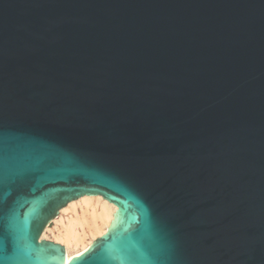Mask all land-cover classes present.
<instances>
[{"label": "water", "instance_id": "95a60500", "mask_svg": "<svg viewBox=\"0 0 264 264\" xmlns=\"http://www.w3.org/2000/svg\"><path fill=\"white\" fill-rule=\"evenodd\" d=\"M115 207L65 262L41 239ZM4 264H264V0H0Z\"/></svg>", "mask_w": 264, "mask_h": 264}, {"label": "bare ground", "instance_id": "6f19581e", "mask_svg": "<svg viewBox=\"0 0 264 264\" xmlns=\"http://www.w3.org/2000/svg\"><path fill=\"white\" fill-rule=\"evenodd\" d=\"M76 207L79 211L75 210ZM68 210L72 215L66 222H62L60 213ZM114 211L115 207L101 197H82L60 211V216L53 220L60 223L54 241L64 247L66 263L83 253L94 239L104 234ZM86 238H89L88 242Z\"/></svg>", "mask_w": 264, "mask_h": 264}, {"label": "rangeland", "instance_id": "374dc122", "mask_svg": "<svg viewBox=\"0 0 264 264\" xmlns=\"http://www.w3.org/2000/svg\"><path fill=\"white\" fill-rule=\"evenodd\" d=\"M76 211H79L78 207L75 208ZM61 220L62 222H66L68 218H70V216L72 215V212L70 210L64 212L63 214H61ZM59 215V216H60ZM60 227V223L59 222H52L43 232L41 239H45V240H50L53 241L55 243H58L55 240V236L57 235L58 232V228ZM44 236V237H43ZM89 241V238H86V242ZM60 244V243H59Z\"/></svg>", "mask_w": 264, "mask_h": 264}, {"label": "snow or ice", "instance_id": "6c2138e0", "mask_svg": "<svg viewBox=\"0 0 264 264\" xmlns=\"http://www.w3.org/2000/svg\"><path fill=\"white\" fill-rule=\"evenodd\" d=\"M3 249V245L0 244V250ZM0 264H4V259L3 258H0ZM84 264H86V262H84Z\"/></svg>", "mask_w": 264, "mask_h": 264}]
</instances>
